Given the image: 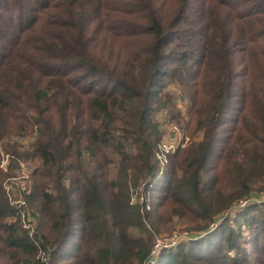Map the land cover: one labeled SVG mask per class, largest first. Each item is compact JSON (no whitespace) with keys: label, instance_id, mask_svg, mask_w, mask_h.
Segmentation results:
<instances>
[{"label":"trees","instance_id":"trees-1","mask_svg":"<svg viewBox=\"0 0 264 264\" xmlns=\"http://www.w3.org/2000/svg\"><path fill=\"white\" fill-rule=\"evenodd\" d=\"M0 42V151L37 161L0 264H264V0H0ZM159 110L201 132L172 175ZM174 218L205 232L156 248Z\"/></svg>","mask_w":264,"mask_h":264},{"label":"rangeland","instance_id":"rangeland-1","mask_svg":"<svg viewBox=\"0 0 264 264\" xmlns=\"http://www.w3.org/2000/svg\"><path fill=\"white\" fill-rule=\"evenodd\" d=\"M13 3H11L12 5ZM95 24V23H94ZM97 29V28H96ZM102 30L99 29L98 32ZM1 46V42H0ZM2 48H0V51ZM169 91L173 94V103H175L176 107L181 111L183 115H185V108L191 105V102H188L187 96L185 93L180 89L178 85L174 81H170L168 84ZM167 112L163 110H159L156 114V117L161 120V127L163 132V154H159L160 156L167 157L163 163L168 164V168L172 171L170 172L171 175L173 174V170L177 169L178 167V160L181 158V151L186 147L189 141L194 139H199L201 132L195 133V130L191 127V124H187L185 121L177 123L175 120H171L170 122H166ZM176 124L178 127L177 129L173 128V125ZM191 130V131H190ZM33 133L30 132L29 134L25 135L24 137H17V139H21V143L23 145H28L33 142L34 135L31 136ZM19 141V140H17ZM23 141V142H22ZM28 141L27 143H25ZM25 143V144H24ZM27 148V147H25ZM167 154V155H166ZM168 154L171 155L168 157ZM8 153L0 151V166L2 167V177H4L3 181L0 182L2 189L4 190V194H6L9 202L15 206L20 208L22 222L25 228L30 229V231H35L36 228V217H34V211H32L27 205L22 204L24 200V193L23 192H30L31 191V181H32V172L37 165V161L33 160L31 163L29 161H21V160H13L11 159ZM152 187H150L151 189ZM150 194H153L154 197L160 195L161 189L155 187L151 189ZM264 199V195H262ZM258 201L259 200H255ZM248 202H252L251 200L247 199L246 197L241 198L238 202L233 204V206L228 209L223 215L225 216L226 213H235L237 205L243 207L244 204ZM237 204V205H236ZM216 221V223L211 222L209 225L210 228H215L217 223L220 222ZM38 222V219H37ZM44 225H46L44 223ZM165 227V228H161ZM160 227V231L157 233L155 242V247H162V246H172L178 243V241L183 240L184 238H190L193 234L202 233L204 234L205 231L200 230H188L187 224L174 218V220H168L164 226ZM159 249V248H158ZM150 264V263H148Z\"/></svg>","mask_w":264,"mask_h":264},{"label":"built area","instance_id":"built-area-1","mask_svg":"<svg viewBox=\"0 0 264 264\" xmlns=\"http://www.w3.org/2000/svg\"><path fill=\"white\" fill-rule=\"evenodd\" d=\"M177 127H178V126H177L176 124L173 125V128L177 129Z\"/></svg>","mask_w":264,"mask_h":264}]
</instances>
